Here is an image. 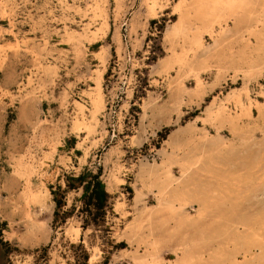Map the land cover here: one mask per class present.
<instances>
[{
  "label": "rangeland",
  "instance_id": "obj_1",
  "mask_svg": "<svg viewBox=\"0 0 264 264\" xmlns=\"http://www.w3.org/2000/svg\"><path fill=\"white\" fill-rule=\"evenodd\" d=\"M238 1L213 15L212 0H0L8 264H136L148 244L131 237V221L143 211L148 236L160 207L140 170L179 177L177 160L162 164L174 142L177 158L205 153L186 177L208 186L212 206L176 232L169 212L155 216L161 261L177 264L182 237L193 238L197 264L230 259L239 233L264 243V0ZM85 171H99L110 194L103 227H82V187H66Z\"/></svg>",
  "mask_w": 264,
  "mask_h": 264
},
{
  "label": "bare ground",
  "instance_id": "obj_2",
  "mask_svg": "<svg viewBox=\"0 0 264 264\" xmlns=\"http://www.w3.org/2000/svg\"><path fill=\"white\" fill-rule=\"evenodd\" d=\"M212 1H213L212 2L213 15H215V13L220 9V7L232 8L235 5L233 0H212ZM238 2H236V4ZM198 6H199L198 8L199 12L201 14L203 13L204 16H206L207 15L205 14L207 13L206 6L204 4H199ZM166 63H168V61ZM200 83H198L197 86ZM223 143H224L223 141L220 142V144L218 143L216 145V149L219 148L218 145H223ZM171 147L172 150L170 154L166 157V159L162 161V164L166 165L167 163H173L176 162L177 160L179 166V172H180L179 177H172V175H170V173L167 171V175L163 179H161L159 177V173L156 167L146 168L147 167L146 166V167H142L140 170V174L142 177L145 175L148 178L152 179V185L156 188V192L158 194V199H159L158 204L160 207L153 214L151 212L148 219H146L149 223L148 236H142V238L139 236L140 234L139 231L140 228L142 227L141 215L143 214V211L139 213V215L134 219V221H131L132 222L130 226L131 237H138L139 240H142L146 244H148L147 253L145 255L135 257L136 264H142L144 262H148L150 264H164L161 261L159 255V249H158V245L160 241L164 238V237L160 238L158 234L162 226H156L154 224V218L155 216H157L159 212L162 211L169 212L171 217L175 219V228H174L175 232L177 230L180 231V229L185 226H191L196 228L198 224L200 222H203L204 219H206V217L209 216V213L211 212L210 209L212 206V201H211L212 196L210 195V189H208V186H204V187L196 186L194 183H192L193 182L192 179L186 177V175L191 171V169L194 166H196L199 162H204L206 160L205 153L201 152V154H196L197 152L194 153L190 151L187 154L185 153L183 157L177 158L176 156L178 155L179 151L182 150V147L180 146V142L172 143ZM203 159L205 160L203 161ZM202 169L206 170V167L204 168L202 167ZM262 195H264V191ZM255 197L257 198V196ZM190 203H195L197 205V208L193 207V209L195 210L194 213H192V208L189 209V206H191ZM248 224L249 222L245 226H251ZM249 237H250V231H248L245 234L239 233L236 238L235 252L234 254H232L230 259L227 257L228 260H224V262H220L219 259H215L214 264H256L257 262H259L260 258L264 255L263 253L264 243L258 242L256 244L255 243L252 244L248 241ZM148 239H150V242ZM180 241L181 243L179 245L181 246L180 248L182 249L183 254L181 257L179 256L180 258L177 260V264H197L202 262V256L198 255V253H196V251L193 249L195 245L193 238L190 243L187 242L186 237H182ZM254 249L257 250V253L252 255L251 253ZM239 253H242L244 255L245 260L243 262L238 261L237 255ZM213 257H215L214 253L212 255V258Z\"/></svg>",
  "mask_w": 264,
  "mask_h": 264
},
{
  "label": "trees",
  "instance_id": "obj_3",
  "mask_svg": "<svg viewBox=\"0 0 264 264\" xmlns=\"http://www.w3.org/2000/svg\"><path fill=\"white\" fill-rule=\"evenodd\" d=\"M155 20H151L154 23ZM154 59V58H153ZM68 189L82 187L80 201L81 207L78 210L82 216V227L85 229L88 226L103 227L108 210L110 209V194L107 192L104 183L100 179V172L92 173L85 171L77 177H69L66 180ZM54 201L56 209L54 211L55 219L59 216V210L62 207V199L54 193ZM70 210L62 211V217L69 215ZM2 227L0 226V264H8L10 261L8 255L11 252L12 246L8 241L2 239ZM124 246L121 242L117 244ZM88 255H84V260H87ZM85 264V262L83 263Z\"/></svg>",
  "mask_w": 264,
  "mask_h": 264
}]
</instances>
